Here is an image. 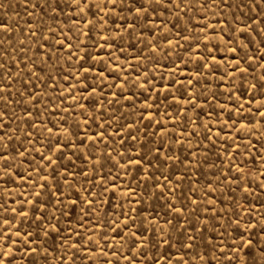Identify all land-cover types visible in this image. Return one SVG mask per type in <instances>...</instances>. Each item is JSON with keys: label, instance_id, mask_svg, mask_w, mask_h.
I'll use <instances>...</instances> for the list:
<instances>
[{"label": "rangeland", "instance_id": "rangeland-1", "mask_svg": "<svg viewBox=\"0 0 264 264\" xmlns=\"http://www.w3.org/2000/svg\"><path fill=\"white\" fill-rule=\"evenodd\" d=\"M90 2L0 0V259L264 264V0Z\"/></svg>", "mask_w": 264, "mask_h": 264}, {"label": "snow or ice", "instance_id": "snow-or-ice-1", "mask_svg": "<svg viewBox=\"0 0 264 264\" xmlns=\"http://www.w3.org/2000/svg\"><path fill=\"white\" fill-rule=\"evenodd\" d=\"M46 2H48V0H46ZM55 3L58 4L59 0H54ZM110 2L112 3V5L115 7L116 6V0H110ZM169 2H172V0H169ZM121 3H123V0H121ZM129 3L133 5V12L137 14V16L147 13L149 15H151L153 12H155V8L157 5H163L164 0H143V3L140 2V0H129ZM87 5V10L91 11L93 5L90 2V0H70V5H75L77 8H80L81 5ZM136 4H139V7H135ZM33 7H35V5H33ZM259 22V21H257ZM6 27V26H5ZM247 27V25L245 26ZM237 31L242 32V29H238ZM91 33V29H89V34ZM77 38H79V35L77 36ZM205 39H208L207 36H205ZM107 43V40H106ZM67 47L71 48L72 44L69 42L67 43ZM233 52L236 51L235 48L232 49ZM90 54L86 53L84 59H90ZM79 59V57H78ZM205 67H210L209 65H204ZM81 67H83V65H81ZM95 67V65H93L92 67H89L87 69L84 70L85 75H84V79H87V73L92 71V68ZM247 71V69H246ZM98 75H103V73H97ZM123 86V85H122ZM264 86V85H262ZM29 115H31L29 113ZM3 120V115H0V121ZM47 130V129H46ZM50 131V130H49ZM65 131H67V129H65ZM96 136H99L101 140L104 139V133L103 132H98L96 133V135L92 136L90 139L93 141V143H96ZM87 139V138H86ZM84 141H81V143H83ZM237 148H239V146H236ZM8 151L7 149V145H4L3 147H0V153L6 152ZM49 151H52L53 153H61L63 154L64 150H63V146H56L54 145L52 148L49 149ZM154 151L159 152V149H155ZM47 160L49 162L50 165L52 164H57L58 165V161L57 160H53V158L51 156L47 157ZM136 164H143V157H141L140 159H136L133 161ZM128 161H125V167H127L128 165ZM242 171V170H241ZM45 183H47V178L45 177ZM35 183L37 184L38 187H40L41 189L44 188V185L39 184V181H35ZM42 195V193H37V196ZM89 203H91L89 201ZM2 207V206H0ZM168 207L171 209L172 206L169 204ZM174 211L180 212L181 214L183 213L184 209L183 208H178V209H173ZM13 212H15L16 210L13 209ZM24 216H27V212L23 213ZM236 224H239V220L235 219L233 221ZM3 224L5 225H11L12 221L10 219H4L2 221ZM133 224H135V221H132ZM128 226V225H125ZM246 227V226H244ZM58 231V230H57ZM137 231H139V229H137ZM119 234V233H117ZM15 235L17 237H22L23 240L27 241L28 240V236L27 234H22L20 231L15 232ZM133 236L136 235V233L132 234ZM161 235V239L158 240L156 242L155 245H153V247H156L158 245H166L167 247L165 248V250L163 252H159L157 251L154 254L153 259L150 261V264H188V261H186L184 259V256L181 254L182 250L187 248V249H191L193 244L195 243V237L193 236H189L187 238V240L180 242L179 246L176 248V253H175V257L173 256V254L169 251V249H171L173 247L172 242L168 239V236L165 235L163 232L160 233ZM188 241H191V243H189ZM12 243H18V241H13ZM137 243L136 240H133V244ZM246 244H251V240H245ZM3 256H9L10 253L9 252H3L2 253ZM197 256H199V253H197ZM189 260H194L193 257L189 256L188 258ZM201 259H203V257H201ZM0 264H8V261L2 260L0 259ZM107 264V262H106ZM129 264H132L131 259H129Z\"/></svg>", "mask_w": 264, "mask_h": 264}]
</instances>
